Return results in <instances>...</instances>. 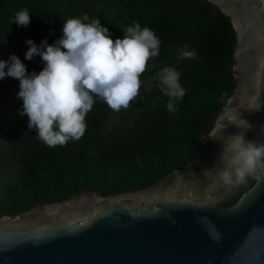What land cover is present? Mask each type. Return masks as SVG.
<instances>
[{
	"label": "trees",
	"instance_id": "1",
	"mask_svg": "<svg viewBox=\"0 0 264 264\" xmlns=\"http://www.w3.org/2000/svg\"><path fill=\"white\" fill-rule=\"evenodd\" d=\"M25 8L30 23H11ZM85 15L86 22L98 19L113 40L122 39L134 22L150 28L161 41L159 55L148 61L128 109L114 112L94 98L84 135L65 146L49 147L36 137L27 116L19 114V81L0 80V216L63 201L84 189L102 196L144 189L182 169L201 150L234 90L235 32L207 0H0V60L16 55L26 74L39 73L44 64L39 56L25 59V41L53 45L66 19ZM185 46L195 58H180ZM165 67L180 72L186 89L173 112L159 86Z\"/></svg>",
	"mask_w": 264,
	"mask_h": 264
},
{
	"label": "water",
	"instance_id": "2",
	"mask_svg": "<svg viewBox=\"0 0 264 264\" xmlns=\"http://www.w3.org/2000/svg\"><path fill=\"white\" fill-rule=\"evenodd\" d=\"M207 1L235 32V87L199 153L144 189L0 216V264H264V158L239 181L230 148L264 145V0Z\"/></svg>",
	"mask_w": 264,
	"mask_h": 264
},
{
	"label": "clouds",
	"instance_id": "3",
	"mask_svg": "<svg viewBox=\"0 0 264 264\" xmlns=\"http://www.w3.org/2000/svg\"><path fill=\"white\" fill-rule=\"evenodd\" d=\"M86 21L87 15L66 19L62 36L53 45L46 40L39 46L32 40L25 41V59L39 56L44 64L39 73L26 74L25 65L16 55L9 56L7 61L0 60V80L7 76L19 81V114L27 116L28 128L35 129L36 137L49 147L65 146L70 140L82 138L94 98L114 112L128 109L139 95L140 77L147 70L148 61L159 55L160 39L138 22L123 29L122 39L113 40L98 19ZM13 22L26 27L30 23L28 10L16 12ZM195 56V51L187 50V46L180 50L181 59ZM180 75L172 67L163 68L158 75L160 91L169 98V112L176 110L175 102L186 94L179 82ZM259 108L258 105L256 110ZM230 148L235 153V175L243 181L264 158V145L245 143L243 135H237ZM221 178L230 183L231 173L225 170ZM215 239L219 240L218 234Z\"/></svg>",
	"mask_w": 264,
	"mask_h": 264
}]
</instances>
